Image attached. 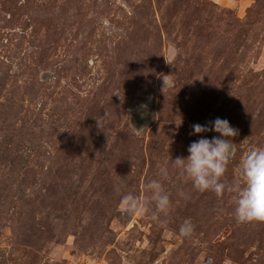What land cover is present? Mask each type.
<instances>
[{"label": "rangeland", "instance_id": "obj_1", "mask_svg": "<svg viewBox=\"0 0 264 264\" xmlns=\"http://www.w3.org/2000/svg\"><path fill=\"white\" fill-rule=\"evenodd\" d=\"M217 117L231 184L264 147V0H0V264H264V221L171 163ZM152 180L168 212H123Z\"/></svg>", "mask_w": 264, "mask_h": 264}, {"label": "clouds", "instance_id": "obj_2", "mask_svg": "<svg viewBox=\"0 0 264 264\" xmlns=\"http://www.w3.org/2000/svg\"><path fill=\"white\" fill-rule=\"evenodd\" d=\"M172 56H175L174 52ZM166 63L169 64L168 61ZM191 127L189 135L207 132L219 135L212 136L211 139L201 137L191 142L187 148V157L171 159L173 167L180 170L181 175L191 181L199 192L212 191L217 196H222L225 191L234 193L237 222L264 221V147L253 148L243 156L239 162L237 178L231 184H226L221 182V177L235 155V143L232 138L237 135V130L227 119L219 117L204 125L194 124ZM160 174L167 178V167L161 168ZM144 191L150 193V198L146 196L141 200L130 193L123 195L120 202L121 210L129 214L142 215L148 210L147 205L154 203L159 212L165 214L168 212L169 196L159 180L146 183ZM192 231L190 221H186L179 229L182 237L190 235Z\"/></svg>", "mask_w": 264, "mask_h": 264}]
</instances>
